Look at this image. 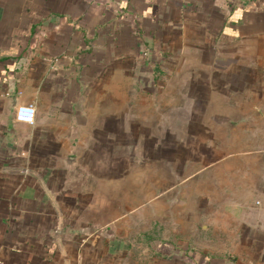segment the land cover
I'll use <instances>...</instances> for the list:
<instances>
[{"label":"crops","instance_id":"crops-1","mask_svg":"<svg viewBox=\"0 0 264 264\" xmlns=\"http://www.w3.org/2000/svg\"><path fill=\"white\" fill-rule=\"evenodd\" d=\"M160 63L264 95V0H0V264H132L82 159L121 125L123 78ZM28 103L33 123L17 122ZM258 154L264 175V133ZM261 193L252 208L248 193L217 201L211 248L157 242L144 264H264Z\"/></svg>","mask_w":264,"mask_h":264},{"label":"rangeland","instance_id":"rangeland-1","mask_svg":"<svg viewBox=\"0 0 264 264\" xmlns=\"http://www.w3.org/2000/svg\"><path fill=\"white\" fill-rule=\"evenodd\" d=\"M167 65L158 64L146 82L123 78L121 125L107 126L99 157L82 159L94 196L105 203L100 220L130 247L132 264H144V247L157 242L211 248L215 226L225 223L217 220V209H226L217 201L248 193L252 208L264 192L261 90L163 76ZM233 151L253 154L231 157ZM153 261L160 264L156 255Z\"/></svg>","mask_w":264,"mask_h":264},{"label":"clouds","instance_id":"clouds-1","mask_svg":"<svg viewBox=\"0 0 264 264\" xmlns=\"http://www.w3.org/2000/svg\"><path fill=\"white\" fill-rule=\"evenodd\" d=\"M35 108L34 107H22L19 110L18 119L29 123L33 122Z\"/></svg>","mask_w":264,"mask_h":264},{"label":"built area","instance_id":"built-area-1","mask_svg":"<svg viewBox=\"0 0 264 264\" xmlns=\"http://www.w3.org/2000/svg\"><path fill=\"white\" fill-rule=\"evenodd\" d=\"M22 107H34L32 104L28 103V104H20V105H17L16 108L14 109V119L17 121V122H22V123H26V124H31L29 122H26V121H21L18 119V114H19V110L20 108ZM35 114V112H34ZM33 120H34V117H33ZM33 123V122H32Z\"/></svg>","mask_w":264,"mask_h":264}]
</instances>
